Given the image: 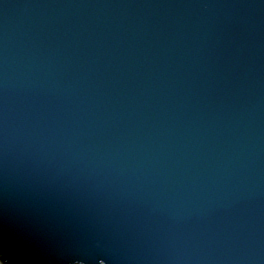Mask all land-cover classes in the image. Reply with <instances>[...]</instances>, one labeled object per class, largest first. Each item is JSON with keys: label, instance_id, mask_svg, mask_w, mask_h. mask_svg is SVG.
I'll return each mask as SVG.
<instances>
[{"label": "water", "instance_id": "95a60500", "mask_svg": "<svg viewBox=\"0 0 264 264\" xmlns=\"http://www.w3.org/2000/svg\"><path fill=\"white\" fill-rule=\"evenodd\" d=\"M9 264H264V0H0Z\"/></svg>", "mask_w": 264, "mask_h": 264}, {"label": "snow or ice", "instance_id": "6c2138e0", "mask_svg": "<svg viewBox=\"0 0 264 264\" xmlns=\"http://www.w3.org/2000/svg\"><path fill=\"white\" fill-rule=\"evenodd\" d=\"M104 260H99V264H104ZM0 264H9L8 260L4 257L2 253H0ZM74 264H86V261L82 259H77Z\"/></svg>", "mask_w": 264, "mask_h": 264}]
</instances>
